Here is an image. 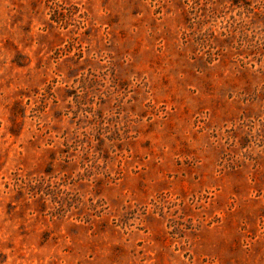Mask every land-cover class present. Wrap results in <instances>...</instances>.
Instances as JSON below:
<instances>
[{
  "label": "rangeland",
  "instance_id": "rangeland-1",
  "mask_svg": "<svg viewBox=\"0 0 264 264\" xmlns=\"http://www.w3.org/2000/svg\"><path fill=\"white\" fill-rule=\"evenodd\" d=\"M0 264H264V0H0Z\"/></svg>",
  "mask_w": 264,
  "mask_h": 264
}]
</instances>
